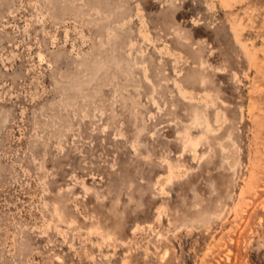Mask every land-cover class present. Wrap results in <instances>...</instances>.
Segmentation results:
<instances>
[{"label": "rangeland", "instance_id": "374dc122", "mask_svg": "<svg viewBox=\"0 0 264 264\" xmlns=\"http://www.w3.org/2000/svg\"><path fill=\"white\" fill-rule=\"evenodd\" d=\"M0 264H264V0H0Z\"/></svg>", "mask_w": 264, "mask_h": 264}, {"label": "bare ground", "instance_id": "6f19581e", "mask_svg": "<svg viewBox=\"0 0 264 264\" xmlns=\"http://www.w3.org/2000/svg\"><path fill=\"white\" fill-rule=\"evenodd\" d=\"M197 144V143H196ZM229 145V144H228Z\"/></svg>", "mask_w": 264, "mask_h": 264}]
</instances>
